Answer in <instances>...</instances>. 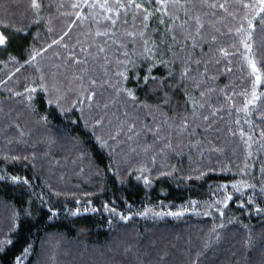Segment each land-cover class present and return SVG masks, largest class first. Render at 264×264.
Wrapping results in <instances>:
<instances>
[{
    "label": "trees",
    "instance_id": "1",
    "mask_svg": "<svg viewBox=\"0 0 264 264\" xmlns=\"http://www.w3.org/2000/svg\"><path fill=\"white\" fill-rule=\"evenodd\" d=\"M262 9L0 0V264H264Z\"/></svg>",
    "mask_w": 264,
    "mask_h": 264
},
{
    "label": "snow or ice",
    "instance_id": "2",
    "mask_svg": "<svg viewBox=\"0 0 264 264\" xmlns=\"http://www.w3.org/2000/svg\"><path fill=\"white\" fill-rule=\"evenodd\" d=\"M137 7H139V5H137ZM262 11H264V9H262ZM6 43V37L2 34H0V45H4ZM254 67V65H253Z\"/></svg>",
    "mask_w": 264,
    "mask_h": 264
}]
</instances>
